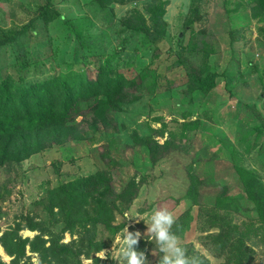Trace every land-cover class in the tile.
Returning a JSON list of instances; mask_svg holds the SVG:
<instances>
[{
	"label": "rangeland",
	"instance_id": "1",
	"mask_svg": "<svg viewBox=\"0 0 264 264\" xmlns=\"http://www.w3.org/2000/svg\"><path fill=\"white\" fill-rule=\"evenodd\" d=\"M162 1H166L164 35L150 43L124 25L134 11L147 18L143 0L103 9L94 0H49V7L62 18L47 25L37 19L47 0H0V39L24 28L13 42L0 47L1 73L16 74L17 56L30 61L22 70L28 78L36 69V73L64 72L74 65L78 49L80 61H86L84 71L92 77L91 58L109 57L116 71L139 78L142 69L151 70L159 83L153 94L143 90L139 101L114 115L115 131L90 132L81 140L33 154L9 171L0 167V195L4 197L0 234L21 223L22 216L43 217L36 201L45 198L48 189L106 170L117 191L134 176L143 183L132 204L116 214L115 223L122 225L116 235L97 228V239L108 245L96 254L102 264H128V256L120 252L124 227L136 240L129 251L139 255L140 264H162L168 252L146 232L149 225L143 221L158 209L172 212L178 243L202 264L226 260V253L210 237L220 224L245 234L246 244L254 251L249 264H264V223L237 169L264 186L263 24L251 19L249 0ZM195 16L198 19L185 29L186 20ZM206 51V65L217 74L215 87L207 95L191 98L186 92V73L188 67H202ZM81 65L78 62L76 67ZM159 118L166 128L155 140L162 144L167 132H172L178 148L151 166L135 139L148 135V128H160ZM109 159L114 162L108 163ZM191 180H196V188L190 189ZM182 224L187 226L182 228ZM52 229L58 231L60 225ZM35 234L25 228L19 231L23 238ZM71 238L65 233L63 242ZM0 260L10 261L2 247ZM81 262L91 264L88 259Z\"/></svg>",
	"mask_w": 264,
	"mask_h": 264
},
{
	"label": "trees",
	"instance_id": "2",
	"mask_svg": "<svg viewBox=\"0 0 264 264\" xmlns=\"http://www.w3.org/2000/svg\"><path fill=\"white\" fill-rule=\"evenodd\" d=\"M47 1L37 14V19H41L44 25L58 17L62 18L49 7V0ZM94 1L103 9L113 4L123 5L142 0ZM143 1L147 18L134 11L124 21V25L143 35L150 43H155L164 35L162 18L166 1ZM198 1L200 0H193ZM248 5L251 19L263 24L261 33L264 34V0H249ZM197 19V16L187 19L184 28H189ZM23 31L24 28H21L6 38L2 37L0 47L13 42ZM79 52L75 49L72 58L74 65L67 66L64 72L36 73L39 71L36 69L28 78L23 75L22 70L30 65V61L20 56H17L20 61H15V75L1 73L0 68L1 168L9 171L33 154L55 145L81 140L90 132L95 134L100 129L115 131L114 115L122 112L127 105L139 101L143 97V90L151 95L159 86L158 77L151 70L142 69L139 78L129 77L116 71L109 57L103 60L91 58L90 62L95 70L92 77L85 73L86 57L85 62L80 61L82 55ZM208 53L209 51L204 53L202 67H188L186 92L191 98L207 95L215 87L217 74L206 65ZM78 62L82 64L79 68L76 67ZM32 64L34 65V61ZM262 70L264 75V66ZM185 116L186 113L183 114ZM78 117H81L79 121ZM158 122L161 124L160 128H148V135L135 139L136 146L145 151L151 166L172 149L178 148L173 144L172 132H167L168 138L162 144L155 140V137L163 136L166 128L161 118ZM191 124L190 127L193 128L194 123ZM113 162L109 159L108 163ZM237 169L245 192L253 202L258 218L264 223V186L253 176L249 179L247 176L251 177L250 173ZM195 181L191 180L193 187L190 189L196 188ZM142 183L143 179H136L134 176L117 191L113 186L112 174L106 170H97L48 189L45 198L36 201L43 217L40 214L22 216L21 223H16L13 228L0 234V247L10 258L8 263L0 260V264H81L82 258L91 260V264H102L103 261L96 254L108 245L97 239V228L101 226L110 236L116 235L122 225L115 223V216L132 204ZM188 192L190 194L188 190L187 195ZM3 199L0 195V201ZM57 225H60V229L54 231L52 228ZM182 225V228L187 226ZM24 228L36 234L32 238H23L19 231ZM217 229V233L210 237L220 246L218 249L227 255L222 264H249L254 251L246 244L245 234L239 233L234 226L229 228L223 224L218 225ZM178 230L177 227L173 228V234L178 235ZM65 233L73 237L66 243L63 242ZM138 256L136 255L137 260ZM34 257L37 263L33 261Z\"/></svg>",
	"mask_w": 264,
	"mask_h": 264
},
{
	"label": "clouds",
	"instance_id": "3",
	"mask_svg": "<svg viewBox=\"0 0 264 264\" xmlns=\"http://www.w3.org/2000/svg\"><path fill=\"white\" fill-rule=\"evenodd\" d=\"M143 221L149 225L146 232L151 233L156 243L163 245L168 252V255L164 256L162 264H202L199 257L187 255L185 248L178 243L177 236L172 232V226L175 223L172 212L167 209L154 210L148 220ZM135 235L139 236L140 233L137 232ZM122 241L120 252L121 255L128 256V264H140L136 254L129 251L130 246L136 243V240L126 227H124Z\"/></svg>",
	"mask_w": 264,
	"mask_h": 264
},
{
	"label": "bare ground",
	"instance_id": "4",
	"mask_svg": "<svg viewBox=\"0 0 264 264\" xmlns=\"http://www.w3.org/2000/svg\"><path fill=\"white\" fill-rule=\"evenodd\" d=\"M3 254V253H2Z\"/></svg>",
	"mask_w": 264,
	"mask_h": 264
}]
</instances>
